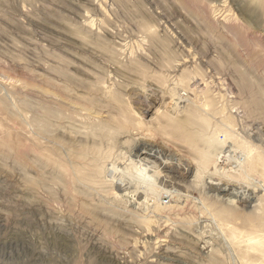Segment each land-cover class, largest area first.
Instances as JSON below:
<instances>
[{
    "label": "rangeland",
    "instance_id": "374dc122",
    "mask_svg": "<svg viewBox=\"0 0 264 264\" xmlns=\"http://www.w3.org/2000/svg\"><path fill=\"white\" fill-rule=\"evenodd\" d=\"M0 264H264V0H0Z\"/></svg>",
    "mask_w": 264,
    "mask_h": 264
},
{
    "label": "bare ground",
    "instance_id": "6f19581e",
    "mask_svg": "<svg viewBox=\"0 0 264 264\" xmlns=\"http://www.w3.org/2000/svg\"><path fill=\"white\" fill-rule=\"evenodd\" d=\"M138 151H139V153L138 154H146L147 156H149V157H153V156H156V155H154L153 153H151L149 150H141V149H138ZM232 157V156H231ZM229 158H230V156H229ZM231 160V159H230ZM136 161H139L138 159H136ZM235 161V160H234ZM163 162V161H162ZM162 162H160L159 163V165L160 166H158L157 165V172H167L166 174H170V173H174V175H173V178L172 179H174L175 181H177V178H176V176H178L179 178H184L185 176H186V173H188L189 171H190V167H188V170L189 171H187V172H183L182 170H176V168L177 167H173L172 165H166V164H162ZM163 166V167H162ZM162 167V168H161ZM126 169H128V168H126ZM126 169H122V170H118V172L119 173H121L122 174V176H123V173L124 174H126L127 176H129V177H127L128 178V180L127 179H125L126 181H127V183L129 184V185H131V184H133V182L134 181H136L135 180V178H136V176H135V174H133V173H130L129 172V170H126ZM161 169V170H160ZM124 170V171H123ZM163 170V171H162ZM193 170V169H192ZM146 173H147V171H145ZM123 177H125V176H123ZM119 178V177H118ZM138 178V177H137ZM136 178V179H137ZM172 179H170V181H168V182H172ZM213 180V181H212ZM212 180L211 181H209V183L211 184V186L213 187H215L216 186V188H217V186H219L221 183L219 182V181H217L218 179L216 178L215 179V177L214 178H212ZM138 181V180H137ZM123 184V187H127V185H126V183H122ZM172 184V183H171ZM124 191H126V190H124ZM126 192H128V191H126ZM170 192H172V191H170ZM174 192V191H173ZM173 194V193H172Z\"/></svg>",
    "mask_w": 264,
    "mask_h": 264
}]
</instances>
